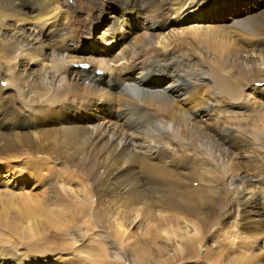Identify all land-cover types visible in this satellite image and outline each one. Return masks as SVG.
Masks as SVG:
<instances>
[{
	"label": "bare ground",
	"instance_id": "6f19581e",
	"mask_svg": "<svg viewBox=\"0 0 264 264\" xmlns=\"http://www.w3.org/2000/svg\"><path fill=\"white\" fill-rule=\"evenodd\" d=\"M209 1L0 0L3 222L15 207L18 215L39 210L55 222L60 204L72 201L88 204L90 209L92 204L101 205L103 217L116 233L110 253L118 264L131 261L135 248L138 256H134L133 264H141L143 258L152 255L165 256L159 261L164 264L170 250L185 254L199 249L202 238L221 223L220 229L226 224L229 233L245 242L250 254L254 247L264 249L263 170L251 165L252 174H248L245 164H236L242 159L252 164L254 157L247 156L254 155L252 143L224 126L211 131L206 123L202 125L213 109L207 107L215 101L198 98L192 107H182L194 88L210 81L205 58L220 61L218 56L223 57L230 68H239L238 77L243 81L264 76V1L259 11H246L227 22L208 25L211 16L199 6ZM190 8L201 15L195 18V27L187 31L172 26L163 32L156 30L162 18ZM124 12L150 31L130 39L125 27L134 31L138 24L129 23ZM109 13L112 21L100 39L104 48L84 54L79 42ZM185 34L199 38L207 51L196 45L178 48L175 43ZM113 38L115 42L109 44ZM119 38L128 39L129 46L110 57L113 52L105 48L117 45ZM85 63L90 70L81 68ZM95 68L106 78L94 74ZM220 82L223 86L224 81ZM204 102L207 105L201 106ZM57 168L66 173L52 179L70 201L68 197L60 200L65 196L58 197L61 192L57 189L51 197L50 191L45 194L46 188L43 193L32 189ZM28 175L35 179L30 187ZM228 195L231 199L226 202ZM227 203L228 211L224 212ZM152 211L165 222L156 226L158 220L150 227L149 221L155 216L149 221L147 216L150 224L143 225L139 213L150 215ZM9 241L4 244L8 251H0V257L19 254L16 242ZM226 255H221L224 259L218 256L228 259L224 264L230 262ZM237 255L231 259H238ZM242 258L241 264H245Z\"/></svg>",
	"mask_w": 264,
	"mask_h": 264
},
{
	"label": "rangeland",
	"instance_id": "374dc122",
	"mask_svg": "<svg viewBox=\"0 0 264 264\" xmlns=\"http://www.w3.org/2000/svg\"><path fill=\"white\" fill-rule=\"evenodd\" d=\"M68 1L70 3H73V0H68ZM261 1L263 2L264 0H210L209 2H205L204 4H201L199 7L207 9L205 10V12L209 13L211 16V18L208 19L209 22L207 24L216 25V24H220L221 20L226 19L224 22H227L230 18H234V16L236 15L240 16L242 13L246 14L248 11L252 13L255 12L256 10L257 11L261 10L263 8V6L260 5ZM124 13L126 14L127 21L129 23L132 24L134 23L133 25L138 24L135 25L134 31L130 30L131 28L128 26L125 27L127 32L126 31L124 32L128 34L127 36H129L130 39H133L135 36L142 34V32L146 33L148 32V30L150 31V27L133 20L131 21L132 15L126 12ZM110 14L111 13H109L104 18H101V20L96 24L93 32L91 34L87 32L86 36L81 40V42H79V45L81 47L79 50L83 49L84 54L90 55L93 54L94 50H97L98 52L99 50L104 48L103 45L104 42H101L100 39L106 33L105 30L106 27H108V25L111 23L110 21H112ZM199 16L201 15L196 10L190 8L188 11L186 10L183 12H178L175 13V15L173 14L171 16L162 18V20L159 21L157 25H155L156 30L159 32H163L164 30H167L170 26H172V27H177V29L184 28L183 31H187L186 30L187 28H190L192 26L195 27L194 24L198 23L197 19L195 18L198 17L199 19ZM212 16H215V18H212ZM119 24H122V19L119 20ZM151 30H153V27H151ZM226 30H230V28H226ZM116 35L117 33L115 32L114 36ZM185 35L186 36L184 37L182 35L183 38H181L175 43L178 46V48H183V47L188 48L190 45L192 46L196 45L198 48L207 51L206 49H204L205 44L203 42H200L201 40L199 38H194V36L189 34H185ZM114 42H115V38H113L112 41L109 40L108 43L112 44ZM128 46H129L128 39L122 41L119 38L117 45L111 47V49L110 47H106L105 50H109V51L111 50L113 54H111L110 57H114L113 55L118 53L121 48H127ZM218 59L221 60L211 61L210 59L207 58L204 59V66L207 67L208 69L207 72L211 77L210 81L203 83L199 87L194 88V90H192L191 93L188 94L187 97L184 99L185 101L184 100L182 101V107L183 108H189L190 106L192 107V101L198 98L202 99L201 101L207 100L208 103L217 101L216 105H214L215 104L214 102L212 104L213 106L210 105L209 107H207L209 108V110H211L212 108L213 109L211 111L208 110L209 112L206 110L209 113V115H207L208 118L206 119L205 122L202 123V125L206 123L204 126H208L211 131L224 126V128L231 129L233 132L237 133L238 136L240 137L244 136L245 139L247 140L249 139V141L252 143L251 151L254 152V155L252 156L251 154L247 156L250 157V159L254 157L252 164H250V162L243 161V159L242 161H238L236 164L239 163L240 167H244L245 164L244 168L247 167L248 174H252V170H250L252 169L250 167L251 165L253 166V168H262L263 171L261 173V176H264V81H263L264 76L260 78L259 77H252L251 79L246 78L243 81L238 77L239 68H236L233 65H232L233 69L230 68L231 65L230 64L226 65L225 62L227 61H225L223 57L219 58L218 56ZM75 66L78 67L76 64ZM90 67L91 66L89 64L85 63L81 68L85 70H90ZM94 74H96L99 77L106 78V74L99 68L94 69ZM220 80L224 81L223 86ZM108 84L109 82L106 81V87L108 86ZM113 89L114 87H112L111 90ZM229 104H233V106ZM206 105L207 104L204 102V104H202L201 106H206ZM96 106L99 108L100 102H97ZM200 111H204V108L203 110ZM114 112L116 116H118L117 111L114 110ZM254 146L260 147L261 149L256 150L254 149ZM20 163L21 160L19 161L18 164ZM259 163L261 165H258ZM60 169L57 168L55 169V171L53 169L52 171H50V173H48V175L43 177V179H39L42 181L38 180V182L35 184L36 187L34 186V188H32L33 191L35 193H39V191L42 190L41 192L43 193L44 188H46L45 190H47V192L45 191L44 192L46 194L50 191L48 195L56 194L59 191L61 193L59 194L57 193L58 197L60 196L64 198L65 196V199L60 198V200L62 201L66 200L68 196L56 186L57 185L56 181L52 179V178L56 179L57 176L62 177V175L63 176L65 175L66 173L64 171L65 169L62 168ZM51 173L52 174L55 173L54 175H52L53 177L51 176ZM216 173L219 172L216 170ZM56 174L59 175L56 176ZM27 177L29 179L27 187H30L33 181H35V179H33L31 175H28ZM51 179L52 181L50 182ZM47 187L49 188L52 187V188L49 190V188L47 189ZM55 189H57V192L55 191ZM228 199H231L229 195L226 196L225 201L228 202ZM67 200L70 201L69 197L67 198ZM52 205L53 204H51V206ZM60 205L58 206L59 207L58 221L55 222H52L51 219H49L45 215H42V213L39 210L36 213L28 211L26 214L23 213L24 215H18L16 213L17 207L11 208L9 212V214L10 213L11 214L10 215L8 214L6 218L7 221L3 222L2 219H0V251L6 253L7 249L4 247V244L7 243V241H9L10 239L9 242L12 243L16 242L15 244L18 245L17 251H19L20 255L16 253L17 257L15 256L0 257V264H118L111 258V253H110L111 246H113V244L116 243V233L112 228L113 224H111V222L106 217H103L101 205L99 207L95 204L94 205L92 204L91 209L88 204L76 205L72 201L69 203V205H64V206H60ZM226 205H228V203L225 204L224 212L228 211V206ZM3 210L4 209H1L0 213H2ZM88 211L90 212V216L92 219L90 218ZM142 213H144L145 216ZM151 213H152L150 214L151 216L149 215L148 212L139 213L140 214L139 220L141 219V223L143 225H145L144 222H146V224L151 223V225H149L151 227L152 225L155 226L154 224L158 223L159 215L156 214V212H154L153 214V211ZM146 217L148 218V221L149 218L151 217H154L155 220L154 218H152L150 219L151 221H149L150 222L149 223ZM47 218L49 221L47 220ZM162 221H164L163 218L159 220V223L156 224V226L160 225ZM221 225L223 226L224 224L223 223H221L220 225L216 224L217 227L213 226L212 229L208 232V235L205 236L206 239L205 237L202 238L200 242L201 243V247L199 248L200 250L193 248L189 253L188 252H186L185 254L180 253L181 255L179 254V251L171 252L170 250L169 252L171 253V256H173V260L172 257L169 256L168 258L165 259L166 262L164 261V264H176L177 262L178 264H218L219 262L222 261H223L222 263L224 264L225 260L223 259L227 257L226 254L230 256L229 258L230 262H227L225 264H241L242 260H240V258H242L243 255H244L243 262H245L246 260L245 264H258V263L264 264V249L262 248L256 249V247H254V249L257 251H254L253 249V252L255 253L252 252L250 254V252L246 251L245 249V245L243 244L245 242L241 241L242 240L241 238L237 236L234 237L232 233H229L230 228L228 226L226 227V224L223 227L224 230L222 229L224 231L223 232L220 229ZM29 229H31L32 233L30 232ZM218 229L221 230L223 233ZM152 233L153 231L146 236L148 237ZM22 236H24L25 238H21ZM232 236L233 238H228ZM236 237L238 240L236 239ZM227 238L230 240H228ZM13 240L15 242H13ZM229 241L231 243H228ZM239 241H241L240 243L242 245L239 243ZM235 243H238V246H236L237 244L235 245ZM215 245L217 246V248H215L216 247ZM234 246H236L237 249L234 248ZM216 249L218 250L219 255L216 253ZM227 249H230L228 250L229 252L227 251ZM240 249L242 250L241 253L239 251ZM134 251H135L134 254H132L131 256V261L121 260L122 262L120 263L133 264L134 256H138L136 248L134 249ZM226 251L228 253H226ZM247 252L249 253V255ZM216 254H217V258L220 259V257L222 256L224 258L222 257L223 259L221 258L222 259V260L220 259L221 261L219 259L216 260V256H215ZM232 255L234 258H236V255L237 258L238 256L239 258L232 260L231 259L233 258ZM246 255L249 257L251 255L253 257L249 258ZM258 256L260 262L257 259ZM161 258H165V256ZM161 258L155 257L153 255L148 256L146 258H143L141 264H163L162 261L159 263ZM178 259L179 260L181 259V261H179ZM174 260H176V262ZM227 260L228 259H226V261Z\"/></svg>",
	"mask_w": 264,
	"mask_h": 264
}]
</instances>
